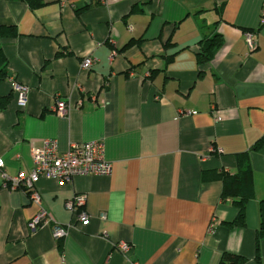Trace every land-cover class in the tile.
<instances>
[{"label": "crops", "instance_id": "0c3cea01", "mask_svg": "<svg viewBox=\"0 0 264 264\" xmlns=\"http://www.w3.org/2000/svg\"><path fill=\"white\" fill-rule=\"evenodd\" d=\"M0 0V158L27 174L30 146L102 140L108 176L40 178V205L0 187V264H218L255 260L264 200V0ZM15 32L11 35V30ZM253 32V47L244 36ZM217 36L211 58L198 52ZM114 53L112 59L110 54ZM97 61L88 70L83 57ZM25 85L17 103L11 80ZM68 102L66 116L52 111ZM248 161L245 225L222 175ZM2 183L0 177V184ZM83 195L87 223L66 202ZM44 209L51 225L27 223ZM130 249L123 253L119 243Z\"/></svg>", "mask_w": 264, "mask_h": 264}, {"label": "built area", "instance_id": "2783aa9c", "mask_svg": "<svg viewBox=\"0 0 264 264\" xmlns=\"http://www.w3.org/2000/svg\"><path fill=\"white\" fill-rule=\"evenodd\" d=\"M261 23H264L262 17ZM244 36L250 48L253 47V32L245 31ZM114 56L112 52L110 59ZM97 61L93 56L83 57L80 67L88 70ZM13 91L16 94L17 103L23 107L27 101V88L25 85L10 79ZM52 111L58 116H66L68 112V102L64 99H56ZM31 168L27 174L19 172L15 176L9 177L3 170L4 162L0 158V177L2 183L0 187L14 190L22 188L28 193L31 203L40 205V195L35 189V184L40 178L53 179L60 183H68L75 176H108L111 174L112 165L106 160L104 144L102 140H92L80 143H71L67 150L60 153L54 139H45L40 145L30 146ZM85 197L76 195L66 202V207L75 214V218L80 223H87L88 215L82 210ZM51 225V233L54 238L62 237L66 234L65 229L54 223L47 212L39 208L36 214L27 223L28 228L34 229L37 226ZM118 249L127 253L130 245L119 243Z\"/></svg>", "mask_w": 264, "mask_h": 264}, {"label": "trees", "instance_id": "16d2710c", "mask_svg": "<svg viewBox=\"0 0 264 264\" xmlns=\"http://www.w3.org/2000/svg\"><path fill=\"white\" fill-rule=\"evenodd\" d=\"M29 1V0H27ZM37 4H42L41 0H38ZM3 29H8L5 27H0V36L1 31ZM11 30V29H10ZM11 35H14L15 32L11 30ZM221 44V40L214 36L212 39H208L206 43L202 46L199 50L198 54L200 57V61L205 62L209 60L214 54V51L218 48ZM5 59L2 57L0 53V80L6 77V64ZM264 143V141L260 140L255 145L256 149H259ZM238 171L237 173L233 174L232 176L229 175H222L223 180V190H222V197L229 198L232 204L237 208V213L235 217L228 222H224L223 224L229 228L238 226L242 227L245 225V206L247 201L253 197V186L251 181V168L249 166L248 161L241 162L238 164ZM259 216L260 222L259 227L256 231L255 237V260L257 262L260 261V253H259V246L260 242L264 240V200H261L259 203ZM246 261V259L240 255L224 252L220 258L218 264H242Z\"/></svg>", "mask_w": 264, "mask_h": 264}]
</instances>
